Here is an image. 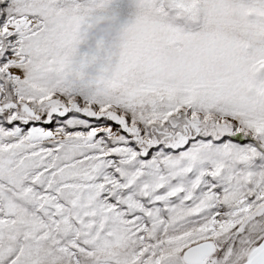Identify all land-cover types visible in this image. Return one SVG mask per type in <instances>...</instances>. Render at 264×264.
Returning a JSON list of instances; mask_svg holds the SVG:
<instances>
[{
	"label": "snow or ice",
	"instance_id": "snow-or-ice-1",
	"mask_svg": "<svg viewBox=\"0 0 264 264\" xmlns=\"http://www.w3.org/2000/svg\"><path fill=\"white\" fill-rule=\"evenodd\" d=\"M0 264H264V0H0Z\"/></svg>",
	"mask_w": 264,
	"mask_h": 264
}]
</instances>
